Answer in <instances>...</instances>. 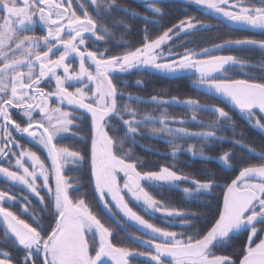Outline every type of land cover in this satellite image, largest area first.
I'll use <instances>...</instances> for the list:
<instances>
[{
	"label": "snow or ice",
	"instance_id": "snow-or-ice-1",
	"mask_svg": "<svg viewBox=\"0 0 264 264\" xmlns=\"http://www.w3.org/2000/svg\"><path fill=\"white\" fill-rule=\"evenodd\" d=\"M91 3L98 15L119 8L115 0L104 7L102 0ZM194 3L206 14L219 17L221 23L264 33V0ZM146 7L152 14H163L154 2ZM80 9L78 12L74 7V0H0V174L13 186L22 185L35 195L44 210L50 211L52 220L45 226L39 220L30 223L21 218L29 214L32 206L28 197L17 196L10 189L0 190L3 239L14 251L23 253L14 256L12 251L0 250V264H134L138 257L145 264H264V146L258 153L259 163L241 162L238 175L225 185L222 200L203 227L190 234L158 227L138 214L128 198L148 212L170 218L169 227L179 218L188 229H195L191 219L196 214L167 207L154 198L145 184L178 188L187 182L193 187L182 191L191 196L211 193L215 180L211 173L208 179L201 180L172 166L159 171L141 170V161L132 156L131 150H123L125 141L141 134V124L157 121L151 117L136 120L129 104L121 108L118 99L123 93L116 83L118 74L132 70L152 69L165 74L192 70L200 87L218 94L250 125L264 132V76L221 78L228 68L246 62L233 55L214 54L222 48H258L264 54V40H228L197 52L177 44V38L209 26L187 17L154 39L145 27V37L138 46L128 45L122 54L114 55L107 50H91L90 38L103 40L101 28L105 33L109 30L98 24L83 4ZM144 20L146 24L151 22L148 17ZM124 23L122 19L114 21V25ZM37 25L42 35L36 34ZM182 47L184 51L178 52ZM151 100L165 103L157 97ZM182 103L197 110L205 107L195 100ZM77 110L87 113L91 121L87 133L90 144H85L83 152L57 142L63 133L77 127V117L73 115ZM209 110L217 114V119L206 127L216 129L226 121L234 129L232 117L224 108ZM124 112L131 118L125 119ZM18 115L27 118L26 126L17 120ZM192 119L196 120V116ZM158 122L161 126L152 128L154 134L197 137L202 142L219 139L215 131L188 132L168 127L166 112L161 113ZM14 133L26 134L42 146L50 163L46 164L35 151L25 150ZM232 143L256 153L241 140ZM180 151V146L173 143L172 155ZM187 151L193 157L212 159L204 155L203 147L190 145ZM217 159L231 167L233 153L224 152ZM81 163L89 170L91 197L88 192H80L79 177H69L65 171L67 164ZM93 201L117 223L134 224L141 232L134 242L142 244L143 250L115 243L112 227L95 211ZM16 205L20 207L19 214L12 210ZM243 232L246 238L233 244ZM229 247L231 252L226 251Z\"/></svg>",
	"mask_w": 264,
	"mask_h": 264
},
{
	"label": "trees",
	"instance_id": "trees-1",
	"mask_svg": "<svg viewBox=\"0 0 264 264\" xmlns=\"http://www.w3.org/2000/svg\"><path fill=\"white\" fill-rule=\"evenodd\" d=\"M127 5L132 6L130 2H128ZM85 6L87 11L89 13L91 12V15L97 20L98 24L106 27L105 15H95L87 4H85ZM157 6L161 7L163 10V14L158 19L153 20L149 18L151 22L146 24L144 17L136 18L126 16L122 18L125 22L124 25H119L120 29L117 32L110 34L101 33L100 35L104 36L101 42L92 43V41H90L92 45L91 50L99 49L102 52L107 50L114 55L122 54L128 45H139V42L145 37L143 31L145 27L148 28L151 38L154 39L161 35L163 31L173 27V25L178 24L180 20L186 19L187 17H194L200 23L209 26L205 30L190 34L185 33L177 38L179 39L176 41L177 44L183 43L184 47L193 49L197 52L204 48H212L214 45H221L228 40L241 38L264 39V34L253 35L249 32L236 30L228 25L227 22L221 23L217 18L206 14L202 8L183 4L175 0H160ZM125 25H127V27H125ZM37 33L36 29V34ZM184 47L178 48L177 51L183 52ZM214 54L233 55L246 62L243 63L246 64V66H232L228 68L226 72L228 75L227 78L246 79L248 78V74L257 78L264 76V54H262L258 48H222ZM194 80L195 78L192 75L168 76L151 69L132 70L129 73L118 74L116 80L118 89L123 93L122 97L118 99V104L121 108L124 104H129L136 113V120H143L151 117L157 121L156 123L141 124V134L136 135L134 139L129 137V139L125 141L123 150H131L132 156L141 161L139 168L143 171H159L161 167L172 166L174 170L181 171L185 175L196 177L201 180L208 179L211 173V178L215 180L216 187L211 193L193 194L191 196L186 195L182 191L183 188L193 187L187 182L182 183L178 188H156L147 183L145 184L147 190L150 191L154 198L167 207L189 214H196L191 219V223L195 224L196 227L195 229H188L186 225L182 224L179 218L176 219V221L181 224H179V226L172 225L171 227H169V224L166 222L159 219L157 220L148 215H146V219L158 227L167 228L177 233L187 231L189 234L191 231L200 229L208 222L217 204L222 200L225 185L238 175L241 162L248 161L253 164L260 162L258 154L249 152L247 149L232 143V141L241 140L242 143L247 144L250 148H255L256 153H259L262 146H264V135L250 125L239 111L232 110L219 100L192 89L190 83ZM152 97H157L158 100H170L174 98L179 100H195L203 106L224 108L232 117L235 127L233 129V127L229 126L228 122L221 121L219 128H208L206 125L217 119V114L215 112L203 108L197 110L169 103L158 104L151 100ZM162 112L167 113V119L169 120L180 119L188 121L182 125V127L188 130L215 131L219 139H210L202 142L201 139L197 137L180 138L169 136L166 133L154 134L152 128H159L161 126L158 121L161 119ZM122 114L125 119L131 118L127 112ZM73 115L77 117L75 121L77 127L70 130L73 136L59 140L58 144L63 147L77 148L83 152L85 144H90V141L87 139V133L91 124L90 117L82 112H73ZM193 115L196 116V120L192 122L191 119ZM26 119L27 118H23L20 121H24V125H26ZM173 127H178V125L175 124L171 128ZM121 135H123V133H121ZM169 141H172V143H169ZM173 143L179 145L181 148V151L175 156L172 155ZM21 145L42 155L38 148L24 142V140L21 141ZM190 145H195L196 148L203 147L204 155L212 159L192 158L186 152ZM224 152L233 153L230 168H225L216 161V158L223 155ZM77 168L79 169L78 171L76 170ZM88 171L87 165L81 163L74 168L68 169V174L69 177H79L80 192H88L91 197L90 186L87 183ZM0 188L1 190H5L6 185L0 182ZM11 191L17 196L20 193L27 196L31 202L32 206L29 209V214H24L21 218L30 223L36 219L45 226L52 223L50 211L44 210L39 199L30 197L29 194L23 192V190H19L15 185H11ZM41 195H44L43 191ZM73 196L75 198V193ZM93 206L95 211L100 213L102 219L107 222V225L112 227L115 243H123L133 248L143 250V248L133 244L128 238V234L137 236L141 234L134 224L129 223L125 226L122 222L117 223V221L110 219L107 214L101 211L102 206L96 207L94 201ZM12 210L19 214V205L14 206ZM120 215L122 216V214ZM33 226H35V224ZM3 233L4 228L1 224L0 247L6 248L7 243L3 240ZM245 238L246 232H243L242 235L238 236L236 240L233 241V244H239ZM8 250L12 251L11 248H8ZM232 250V247L226 249L227 252H231ZM12 254L15 255V252L12 251ZM134 264H145V261L143 258L138 257Z\"/></svg>",
	"mask_w": 264,
	"mask_h": 264
},
{
	"label": "flooded vegetation",
	"instance_id": "flooded-vegetation-1",
	"mask_svg": "<svg viewBox=\"0 0 264 264\" xmlns=\"http://www.w3.org/2000/svg\"><path fill=\"white\" fill-rule=\"evenodd\" d=\"M160 1V0H159ZM159 1H157V2H154L156 5H157V3H159ZM112 2V0H102V4H103V6H102V4H101V6L102 7H104V6H106V5H108L109 3H111ZM115 2H116V4L117 5H119V8H117V9H114V10H112L111 11V13L110 14H107V13H100V14H104L105 15V24H106V28H108V30H109V32L108 33H106V34H110V33H113V32H117L119 29H120V27H119V25H114V21H116V20H120V19H122V18H125L126 16H129V17H136V18H143V17H148V18H150V19H158L161 15L160 14H152V13H150V11H149V9L146 7V5L149 3V2H153V1H139V0H115ZM128 2H130V4L132 5V6H129V5H127V3ZM80 4H83L84 6H85V4H87V6H89V8H91L92 9V13L93 14H95V15H97V12H98V10H97V8H96V6L95 5H93L92 3H91V0H74V7H76V9H77V11L78 12H80L81 11V9H80ZM85 8H86V6H85ZM120 9H129L130 10V12H128V13H125L124 11H121ZM138 9H140V10H138ZM132 12H135V13H139V15L138 16H133L131 13ZM89 14H91V12L89 13ZM99 14V15H100ZM218 20H220V18L219 17H216ZM226 22V21H225ZM228 23V22H227ZM229 25V24H228ZM36 29H37V35H42L43 34V32H42V30H41V28H40V26L39 25H37V27H36ZM239 31H244V30H239ZM245 32H249V31H245ZM101 33H105L104 31H103V28H101V30H100V32H99V34H101ZM249 33H251V34H253V35H261V34H264V33H253V32H249ZM264 40V39H263ZM90 41H92V43H98V42H101L102 40H96L95 39V37H91L90 38V40H89V43H90ZM95 46V45H94ZM251 49H254V48H251ZM166 75V74H165ZM68 111H72L70 108H66ZM76 113L77 112H79V113H81L82 111H75ZM82 113H84V112H82ZM84 114H87V113H84ZM88 115V114H87ZM24 117L22 116V115H18L17 116V120L18 121H20V120H22ZM24 126H26V125H24ZM71 130V129H70ZM14 135H17V138H18V140H19V142L21 143V141L22 140H24V142H26V143H29V144H32V143H30V142H27V136H19L18 134H16V133H14ZM69 136H73V134L69 131L68 133H63L62 134V138H58V141L59 140H63V139H65L66 137H69ZM79 139V138H78ZM57 141V142H58ZM34 147H36L34 144H32ZM60 145V144H59ZM28 149V148H27ZM31 150V149H30ZM40 157H41V159H43V160H45V163L47 164V163H50L49 161H47L46 160V154L45 153H42V155H39ZM4 166H6V165H4ZM75 166H77V165H74V164H68V165H66V169H65V171H66V174L69 176V174H68V169H70V168H74ZM0 182H2V183H4L5 185H6V189H10L11 190V183L10 182H8V181H5V180H3V179H1L0 178ZM0 190H1V188H0ZM1 225V224H0ZM3 226V225H2ZM4 240V239H3ZM8 248H11V246H10V244H6V248L5 247H0V250H8ZM12 249V248H11ZM12 251L13 252H15V255L14 256H18V255H22L23 253L22 252H19V251H14L13 249H12Z\"/></svg>",
	"mask_w": 264,
	"mask_h": 264
},
{
	"label": "rangeland",
	"instance_id": "rangeland-1",
	"mask_svg": "<svg viewBox=\"0 0 264 264\" xmlns=\"http://www.w3.org/2000/svg\"><path fill=\"white\" fill-rule=\"evenodd\" d=\"M74 66H75V61H74ZM234 66H246V64H237V65H234ZM152 70V69H151ZM155 71V70H154ZM161 73V72H160ZM162 74H165V73H162ZM185 74H188V75H192L194 78H195V80L194 81H196V75H193L192 74V70H186V71H184V72H181V73H176V74H166V75H168V76H177V75H185ZM224 77H228V75L226 74V73H223L222 75H221V78H224ZM49 87H51V85H49ZM161 101H164L165 103H169V104H175V105H180V106H185L184 105V103H182V102H185V101H188V100H179V99H170V100H161ZM201 105V104H200ZM203 106V105H202ZM212 108H215L214 106H205L203 109H207V110H209V109H212ZM209 111H211V110H209ZM212 112H214V111H212ZM242 115V117L244 118V119H246V117L243 115V114H241ZM24 118H26V117H24ZM247 120V119H246ZM191 121L193 122L194 120L193 119H191ZM54 123L56 122L55 121V119H54V121H53ZM186 122H188V121H183V120H180V119H176V120H169V119H167V123H168V126L171 128L172 126H174L175 124L176 125H178V127H173L172 129H180V128H183V129H186L185 127H182V125L183 124H185ZM255 128V127H254ZM257 131H259V132H261L258 128H255ZM188 132H208V131H196V130H188V129H186ZM263 135H264V132H261ZM27 140V142H30V143H32V144H34L35 146H36V148H38L39 149V151L41 152V153H45L46 154V152H45V150H43V148H42V146H40V145H38V144H36L35 142H33V141H31L29 138H27L26 139ZM20 143V142H19ZM21 144V143H20ZM24 149L25 150H30V149H27V148H25L24 147ZM30 151H33V150H30ZM192 158H200L199 156H196V157H193L188 151H186ZM37 153V152H36ZM38 154V153H37ZM255 154H258V153H255ZM39 155V154H38ZM216 161H218L223 167H225V168H230L228 165H226V164H224L223 162H221V161H219L217 158H216ZM30 163V162H29ZM68 165V164H67ZM7 166V165H6ZM13 170H15V169H13ZM0 178L1 179H3V180H5V181H8L5 177H3V175L2 174H0ZM9 182V181H8ZM11 183V182H10ZM38 183H39V181H38ZM12 185V184H11ZM15 187H18V189L19 190H23V192H26L27 194H29L30 195V197H34L35 199H38L35 195H33V194H31L24 186H22V185H15ZM18 196H24L23 194H18ZM129 199V201H130V205L134 208V210L135 211H137L138 212V214H140L141 216H143L145 219H146V215H148V216H151V217H153V218H155V219H159V220H161V221H164V222H166L167 224H169V221H170V218H166L164 215H162L161 213H151V212H148V211H146V210H144V209H142L140 206H138L134 201H131V198L129 197L128 198ZM178 219V218H177ZM171 224L172 225H178L179 226V224H181L180 222H178V221H176V220H174V221H171Z\"/></svg>",
	"mask_w": 264,
	"mask_h": 264
},
{
	"label": "water",
	"instance_id": "water-1",
	"mask_svg": "<svg viewBox=\"0 0 264 264\" xmlns=\"http://www.w3.org/2000/svg\"><path fill=\"white\" fill-rule=\"evenodd\" d=\"M139 1H153V2H157V1H159V0H139ZM175 1L180 2V3H183V4H187V5H191V6H195V7L201 8L200 6H198V5H196V4L194 3V0H175ZM228 24H229L232 28H234V29H236V30H244V31H249V32H253V33H261V31L258 30V29H257V30L244 29L242 26H239V25H236V24H232V23H229V22H228ZM190 86H191V88L194 89L195 91H197V92H199V93H202V94H204V95H206V96H209V97H211V98L217 99V100H219L220 102H222L223 104H225L227 107H229L230 109L238 111L237 109H234V108L232 107V105H231L230 103H228L225 99L220 98V97L218 96V94H213V93H211L209 90H207V89H205V88H203V87H200V86L196 83V81L191 82V83H190ZM78 111H82V112H83V110H78ZM88 116H89V115H88ZM24 136H26V134H25ZM135 237H136V235L128 234V238L131 240V242H132L133 244H135V245H137V246L143 248L144 246H143L142 244H140V243H138V242H134Z\"/></svg>",
	"mask_w": 264,
	"mask_h": 264
}]
</instances>
